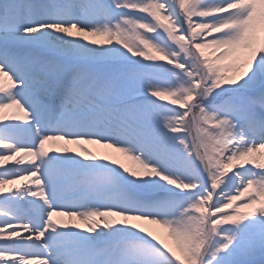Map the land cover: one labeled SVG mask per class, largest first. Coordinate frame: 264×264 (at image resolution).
<instances>
[{
    "label": "snow or ice",
    "instance_id": "obj_1",
    "mask_svg": "<svg viewBox=\"0 0 264 264\" xmlns=\"http://www.w3.org/2000/svg\"><path fill=\"white\" fill-rule=\"evenodd\" d=\"M0 264H264V0H0Z\"/></svg>",
    "mask_w": 264,
    "mask_h": 264
}]
</instances>
